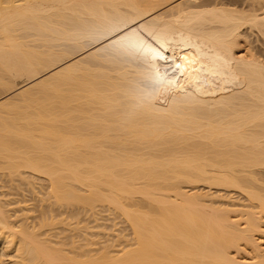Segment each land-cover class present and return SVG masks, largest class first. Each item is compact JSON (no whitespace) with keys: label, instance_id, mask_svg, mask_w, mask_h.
Listing matches in <instances>:
<instances>
[{"label":"bare ground","instance_id":"6f19581e","mask_svg":"<svg viewBox=\"0 0 264 264\" xmlns=\"http://www.w3.org/2000/svg\"><path fill=\"white\" fill-rule=\"evenodd\" d=\"M250 35L264 0H0V264H264Z\"/></svg>","mask_w":264,"mask_h":264},{"label":"rangeland","instance_id":"374dc122","mask_svg":"<svg viewBox=\"0 0 264 264\" xmlns=\"http://www.w3.org/2000/svg\"><path fill=\"white\" fill-rule=\"evenodd\" d=\"M250 40L253 42L252 46L255 47V48H257L258 50L262 51V52H263L262 54L264 55V41H263V39L260 38V39L258 40L255 36L250 35ZM202 185H203V184H202ZM202 185H201V187H200V185H198V188H199V189L196 187V188L198 189L199 192H198V191H195L194 189H193V191H194V192H198V194H200V192L202 191V192H201V195L204 194L203 196H206L207 194L210 195V196H211V195H216L215 197H217V196H218V197L221 196V197L218 199L219 203L216 202V201H217L216 198H215L216 201L212 198V200H214V201L218 204L216 207H220L221 205H222V207H225V206L228 207V205H230V206H235L234 209L238 208V209H240V210H243V209L245 208L244 205H247V203H246L244 197L241 196V194H240L239 192H237V191H235V192L231 191V193H230L229 191H226V192H225L223 189L220 190V189H216V188H215V189L212 188V189L209 190V187H208L207 185H203V186H202ZM206 186H207V187H206ZM200 188H201V189H200ZM188 189H190V188H188ZM190 191H191V190H190ZM209 191H210V192H209ZM228 192H229V193H228ZM20 193H21V192H20ZM20 193H19V195H21ZM192 193H193V192H192ZM206 193H207V194H206ZM210 193H211V194H210ZM43 195H44V196H43ZM43 195H40L39 197H37L38 199L36 198L35 202H34V200H33V201L31 200L30 203H29L30 199H29V198H26V199L29 200V201H28V203H29V204H28V208H29V210L31 211V208H32V211H31V213H30V214H31L30 217L33 216L34 218H36L37 221H38V219H41V218H42V215H43V213H44L43 211L46 212L47 207H49V206H47V205H49V203H46V205H45V203H44V200L47 199L46 196H45L46 194H43ZM21 196H22V195H21ZM21 196H20V197H21ZM42 197H43V198H42ZM211 197H212V196H211ZM39 198H40V199H39ZM44 198H46V199H44ZM42 199H43V201H42ZM209 199H210V198H207V200L210 202L211 199H210V200H209ZM207 200H205V201H207ZM47 201H48V199H47ZM208 201H207V203L210 204L211 202L209 203ZM212 202H213V201H212ZM247 202H248V201H247ZM39 203H40V204H39ZM216 203H214V204L216 205ZM245 203H246V204H245ZM41 204H42L43 207H44V205H45V207H44V208L41 207ZM43 204H44V205H43ZM220 204H221V205H220ZM224 204H225V205H224ZM233 204H234V205H233ZM243 204H244V205H243ZM219 205H220V206H219ZM238 205H239V206L242 205V206H240V208H239ZM29 206H30V207H29ZM210 206H211V205H210ZM213 206H214V205H213ZM213 206H212V207H213ZM243 207H244V208H243ZM41 208H42V212H41V210H40ZM242 208H243V209H242ZM43 209H44V210H43ZM48 209H49V208H48ZM52 209H54V211H55V207L52 208ZM238 209H236V210H238ZM34 210H35V211H34ZM100 210H102L103 213H101ZM100 210H99V212H100L102 215L99 213V214H98L99 216H97V217L100 218V219H101L102 217H104L102 220H100L101 222H99L100 224H102L103 228H104V226L107 224V223H106L105 225L103 224V223H105V222H104V221H105L104 219H107V220H108V219H115V221L111 220L112 223H113V222H114V223L111 225V229H110V231L108 230V234L110 233V236H109L108 234H106V233H107L106 231H107L108 227H107V228L105 227V228H106V231H105V230H104V231H105L106 233H104V235H106V236L108 235V236H107V239L103 237V238H102V241H101V239L99 240L98 237L96 238V234H97L98 231H100L101 229H100V230L97 229V230H98L97 233L95 232L96 230H94V233H95V235H94L95 240L98 241V242L100 241V242H99V243H100V246H101V244H102L101 242H104V239H106V243H107L108 239H110V238H111V241H112V239H115V240H113V243H115L114 241H116V242L118 241V242H119V238H118V236H117L118 233H119V236H120V234L123 232V233L121 234L122 237H124L125 234H127V235L130 234V233L128 232V230H129L130 232H131V230H130V228H129V226L127 225L126 222L123 223L124 220H123V222H121V221H122V220H121L122 218L120 219V217H118V216H117V217H118L117 219H116V218H111V217L109 218L108 214L110 215V213H109L108 211H103V209H100ZM104 210H105V209H104ZM33 211H34V212H33ZM39 212H41V213L39 214ZM106 212H107V215L105 214ZM28 215H29V214H28ZM111 215H112V214H111ZM105 216L108 217V218H105ZM84 217H85V218H84ZM84 217H82V218H84V221H85L86 217H88V216H85V215H84ZM113 217H115V215H113ZM64 218H65V216H59V217H58L59 220L64 219ZM32 219H33V218H32ZM90 219H91V218H90ZM90 219H89L88 222H91V221L93 220V219H92V220H90ZM34 220H35V219H33V221H34ZM82 220H83V219H82ZM37 221H35V223H36ZM39 221H40V220H39ZM84 221H83V222H84ZM109 221H110V220H109ZM111 221H110V222H111ZM102 222H103V223H102ZM110 222H108V223L111 224ZM85 223H86V222H85ZM121 223H123L124 225L126 224V225L128 226L126 229H128V230H125L126 225L124 226V225L121 224ZM82 224H83V223H82ZM86 224H87V223H86ZM90 224H91V223H88L87 227H88ZM92 224H93V221H92ZM94 224H96L95 226H97V223L94 222ZM100 224H99V226H100ZM109 224H108V225H109ZM114 224H115V225L117 224V225L119 226V227H118V226L116 225L118 229H117L116 227L114 228V226H115ZM120 224H121V226L123 225V227H121ZM61 226H62V225H60V228H62V230H63L64 227H63V226L61 227ZM106 226H107V225H106ZM89 227H90V226H89ZM97 227H98V226H97ZM97 227H96V228H97ZM109 227H110V226H109ZM120 227H121V228H120ZM90 228H91V227H90ZM119 228H120L121 230H120ZM122 228H124V229H122ZM94 229H95V227H94ZM116 229H117L118 231H117ZM113 230H115V231L113 232ZM87 231H90V235H92V233H91V229H90V230H87ZM101 231H102V230H101ZM124 231H125V233H124ZM126 231H127V233H126ZM116 232H118V233L116 234ZM120 232H121V233H120ZM87 233H89V232H87ZM113 233H114V234H113ZM115 234H116V235H115ZM114 235H115V236H114ZM123 235H124V236H123ZM127 235H126V236H127ZM116 236H117V238H114V237H116ZM129 236H130V235H129ZM92 237H93V235L91 236V238H92ZM109 237H110V238H109ZM122 237H121V238H122ZM91 238H90V239H91ZM127 238H128V237H127ZM93 239H94V238H93ZM116 239H118V240H116ZM95 240H94V242H95ZM109 241H110V240H109ZM98 242H97V243H98ZM118 242H117V244H118ZM99 243H98V244H99ZM107 244H108V243H107ZM107 244H105V245H107ZM110 244H111V243H109V245H110ZM117 244H115V245H117ZM102 245H103V244H102ZM112 245H114V244H112ZM95 246H96V249H97V244H96ZM100 246L98 247V249L100 248ZM103 246H104V245H103ZM101 247H102V246H101ZM88 248H89V247H88ZM94 248H95V247L93 246V249H94ZM89 249H90V248H89ZM91 249H92V247H91Z\"/></svg>","mask_w":264,"mask_h":264}]
</instances>
